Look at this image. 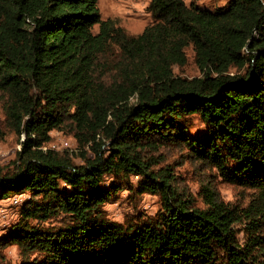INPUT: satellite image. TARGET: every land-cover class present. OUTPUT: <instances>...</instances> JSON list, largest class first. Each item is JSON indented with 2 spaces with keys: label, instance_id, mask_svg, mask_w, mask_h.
Wrapping results in <instances>:
<instances>
[{
  "label": "trees",
  "instance_id": "1",
  "mask_svg": "<svg viewBox=\"0 0 264 264\" xmlns=\"http://www.w3.org/2000/svg\"><path fill=\"white\" fill-rule=\"evenodd\" d=\"M98 3L0 0V139L13 132L21 144L0 165V199L27 194L0 235V264H12L8 244L15 264H264L252 232L264 219V0H148L139 33ZM189 48L198 75L175 71ZM52 130L71 133L79 152L43 147ZM164 144L256 189L260 203L203 188L197 206L154 181L142 152ZM132 174L161 208L111 219L104 204L121 185L106 176Z\"/></svg>",
  "mask_w": 264,
  "mask_h": 264
},
{
  "label": "rangeland",
  "instance_id": "2",
  "mask_svg": "<svg viewBox=\"0 0 264 264\" xmlns=\"http://www.w3.org/2000/svg\"><path fill=\"white\" fill-rule=\"evenodd\" d=\"M189 3L190 0H184ZM196 3L213 8L223 5L226 0H195ZM99 8L103 18H113L118 24L128 31L139 33L144 26L151 21L147 11L148 0H99ZM186 64L175 67V71L186 76L198 75L199 71L193 62L192 51L189 48ZM2 112L0 109V117ZM202 124L194 121L191 131L201 129ZM51 139L43 147H50L58 151H70L78 153L79 148L75 137L68 132L52 130ZM21 144L18 136L10 132L0 139V165L8 163L16 155ZM85 150L91 155L88 146ZM149 162V168L156 182L163 179L169 180L171 187L179 193H183L187 199L193 200L197 206L204 205L205 192L203 188L217 191L219 197L224 201L246 206L249 203H260L257 190L250 187L239 186L224 179L218 174L216 169L207 168L200 161L192 157L188 150L178 146L164 144L156 148H149L142 152ZM77 163H82V158L73 154ZM146 178L140 174H132L125 181L117 176H106L105 183L120 182L121 189L104 204V209L109 218L123 221L125 216L136 217L152 215L161 208L160 196L149 190H142ZM142 181V183H141ZM17 195V194H15ZM27 194L17 196L14 201L13 196L0 199V235L5 233L7 227L17 218V207L22 203ZM247 223L237 225L238 237L240 241L246 238L244 226ZM253 234L264 243V219L259 222ZM3 252L7 261L12 264L18 263L21 258L19 248L15 244H8L3 247Z\"/></svg>",
  "mask_w": 264,
  "mask_h": 264
},
{
  "label": "built area",
  "instance_id": "3",
  "mask_svg": "<svg viewBox=\"0 0 264 264\" xmlns=\"http://www.w3.org/2000/svg\"><path fill=\"white\" fill-rule=\"evenodd\" d=\"M20 195V194H17V195H13V198H14V201L16 202L17 201V196Z\"/></svg>",
  "mask_w": 264,
  "mask_h": 264
}]
</instances>
